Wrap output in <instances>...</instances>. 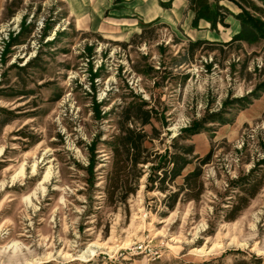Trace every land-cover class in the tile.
I'll return each mask as SVG.
<instances>
[{"label":"rangeland","instance_id":"1","mask_svg":"<svg viewBox=\"0 0 264 264\" xmlns=\"http://www.w3.org/2000/svg\"><path fill=\"white\" fill-rule=\"evenodd\" d=\"M221 1L205 35L87 0H0V264H264V184L230 220L264 180V28L224 34L229 10L264 19ZM139 103L155 116L145 146L188 164L163 184L143 167L109 205L118 115Z\"/></svg>","mask_w":264,"mask_h":264},{"label":"trees","instance_id":"2","mask_svg":"<svg viewBox=\"0 0 264 264\" xmlns=\"http://www.w3.org/2000/svg\"><path fill=\"white\" fill-rule=\"evenodd\" d=\"M212 1L209 3L208 0H188V10L194 14V21L203 19L209 22L212 28H215L219 19L218 12L224 9L218 6L220 0ZM242 2L245 8L261 15L264 19V10L256 7L248 0H242ZM262 3L264 5V2ZM236 19L240 23V30L233 38V42L251 43L263 35L258 30L264 28V24L253 21L246 12L242 11L236 16ZM154 118L153 112L147 109L143 103L130 105L119 113L117 135L111 143V162L104 186V195L109 205L125 204L127 199L135 194L139 181L144 174L143 167H150V170L156 168L162 173L160 177L154 175V179L149 175L147 178L149 184H153L154 181L163 184L166 181L173 182L188 164L185 158L179 154L172 155L167 161L166 157L158 156L145 146L147 142H152L154 135L156 136V131L151 126ZM146 126L152 127L151 134L144 131ZM188 132L190 133V131ZM191 134H196V132ZM180 150L182 153L188 154L192 148L181 146ZM169 165H171L170 168H167ZM189 177L185 178V182L190 181ZM263 184L264 180L247 188H242V192L247 196L238 198V204L231 211L230 220L235 219L238 213L247 206L248 200L254 197L256 189ZM148 189L151 191L153 187L150 186Z\"/></svg>","mask_w":264,"mask_h":264},{"label":"crops","instance_id":"3","mask_svg":"<svg viewBox=\"0 0 264 264\" xmlns=\"http://www.w3.org/2000/svg\"><path fill=\"white\" fill-rule=\"evenodd\" d=\"M208 1L212 3L211 0ZM87 2L95 4L94 9L98 12L108 11L112 19L130 17L146 22L157 20L165 27L179 28L185 34L193 31L211 35V32H216L209 22L203 19L194 21V14L188 10V0H87ZM218 6L226 7L221 0ZM229 11L231 16L227 17L225 23L231 25V28L230 31L226 29L224 34L232 36L238 34L240 30L239 22L235 18L239 11Z\"/></svg>","mask_w":264,"mask_h":264}]
</instances>
